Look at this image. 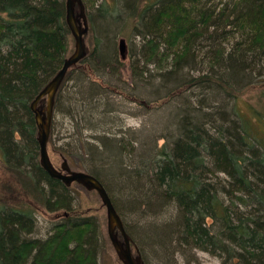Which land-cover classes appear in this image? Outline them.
<instances>
[{
	"label": "trees",
	"instance_id": "1",
	"mask_svg": "<svg viewBox=\"0 0 264 264\" xmlns=\"http://www.w3.org/2000/svg\"><path fill=\"white\" fill-rule=\"evenodd\" d=\"M127 1L117 0L114 10L103 4L102 16L88 14L93 45L57 92L49 143L96 176L118 212L170 215L165 228H151V241L143 229L125 225L140 237L142 246L134 245L145 264H152L153 247L162 263L180 264L171 245L209 252L222 264H264V134L255 127L264 129V117L216 105L220 92L235 98L237 85L264 78V0ZM123 10L134 22L131 34L142 40L128 55L132 83L109 28ZM66 15V0H0V151L47 210L69 212V187L40 163L31 108L70 55ZM119 98L161 110L176 101L179 108L165 111L170 122H160V135L143 140L140 131L118 124ZM46 104L45 97L39 101ZM128 191L131 202L122 206L115 194ZM34 214L30 207H0V264H49L43 241L28 237ZM73 225L89 227L78 250L51 264H99L96 225L87 219Z\"/></svg>",
	"mask_w": 264,
	"mask_h": 264
},
{
	"label": "rangeland",
	"instance_id": "2",
	"mask_svg": "<svg viewBox=\"0 0 264 264\" xmlns=\"http://www.w3.org/2000/svg\"><path fill=\"white\" fill-rule=\"evenodd\" d=\"M126 0H123V2ZM134 1V0H133ZM144 3L147 0H140ZM86 13L93 14L95 17L102 16L100 15L99 8L104 4L110 9L114 10L117 0H83ZM122 5V2H119ZM118 3V4H119ZM130 3V0L127 1V4ZM124 9V8H123ZM76 10L79 11V7H76ZM115 14H119L115 12ZM116 16V15H115ZM128 17V11L123 10L122 16L116 19L114 26L109 27L113 30L115 34V43L120 47V40L124 39L126 42L127 54L124 60L123 75L124 78L132 83L131 76V58L128 56L132 48L139 50L142 46V40L140 36L131 34L133 27V20H126ZM125 18V21H124ZM89 19V18H88ZM113 20V19H112ZM108 21V19H107ZM114 22V21H113ZM107 24V22H105ZM109 23V21H108ZM90 29L88 34H86L85 39L87 47L90 50L93 45V33L91 32L92 23L89 20ZM126 25L125 27H123ZM106 26V25H105ZM107 27V26H106ZM108 28V27H107ZM115 31H114V29ZM68 55L72 54L75 50V39L73 35L70 36V47ZM155 64V63H154ZM154 64L151 67H154ZM153 83V82H152ZM157 84V83H155ZM151 88L149 84L148 90L151 93ZM236 97L233 98L220 92L217 97L216 105L222 106V109L229 113V111L234 107L239 114L246 117H251L253 119L256 114L254 111L260 112L264 117V78L258 77L250 78L247 82H242V84L237 85ZM149 93L144 94L146 98L156 97L154 94L149 95ZM164 94V93H163ZM162 94V95H163ZM217 94V93H215ZM120 99V98H119ZM122 103L121 112L118 113L119 117L122 118V121H118V124L121 126L124 125L125 129L135 130L141 132V138L152 139L151 137H156L161 134V128L164 124H168L169 114L165 111L170 112L174 107L179 108L176 101H170V104L167 105L164 109H151V108H141L137 103L130 102L129 100L120 99ZM168 106H170L168 108ZM167 108V109H166ZM171 109V110H170ZM221 109V108H220ZM170 110V111H169ZM257 131L264 134V129L260 125H255ZM114 131V130H113ZM96 134V131H88V133ZM139 133V132H138ZM63 140L59 137L55 138V146H59ZM158 143H162L163 139L159 137L157 139ZM57 144V145H56ZM136 152L141 153L142 149H138ZM48 150L52 162L57 168L61 167L63 159H66L52 144H48ZM67 160V159H66ZM71 169L76 171H84L79 164L73 163L67 160ZM25 178L21 174L12 171L6 167L2 153L0 151V207L3 206H14L18 208L30 207L35 212L36 226L32 228V234L28 235L29 238L41 239L43 241L44 252L42 257L44 260H50L49 264L56 261L57 257H64L68 254L74 253L75 250H78L77 241H81V237L84 232H86L89 227H75L73 221L78 220L84 221L89 220L96 225L95 236L98 239V263L99 264H124L119 258L109 236L108 230V212L107 207L103 203L102 198L98 192L94 190H89L80 183L74 182L69 186V191L72 196V211H65L64 209H55L53 211L47 210L42 203L41 194L34 190L31 185H27L23 182ZM116 199L122 206L129 205L131 198L129 196V191L115 194ZM129 203V204H128ZM125 208V207H123ZM166 211V210H165ZM121 217L124 220L126 226L134 229H143L145 231L144 237L149 238L148 241L152 240L151 228L161 227L165 228L166 225L171 221L170 215L167 212H162L157 216H140L138 213H133L132 211L121 210ZM169 215V216H168ZM71 219L70 224L65 225V221ZM130 234V233H129ZM131 236V235H130ZM120 239L123 240L121 233H119ZM132 240V249L134 254H137L135 247L141 245L142 241L140 237L131 236ZM151 238V239H150ZM174 243V242H173ZM136 246H135V245ZM176 244V242H175ZM177 245V244H176ZM43 248L36 251V254L41 255ZM156 248H151L150 253L147 254L151 257L150 260L152 264H164L160 261L158 257L155 256ZM174 251V255L177 258L180 264H222L219 257L214 256L206 251L196 250L191 254L189 251L182 253L177 251L175 245H171V252ZM158 252V251H157ZM35 253V251H34ZM26 255V254H25ZM154 256V257H153ZM43 260V261H44ZM164 262V261H163ZM27 264H32L31 261ZM43 264V263H42Z\"/></svg>",
	"mask_w": 264,
	"mask_h": 264
},
{
	"label": "water",
	"instance_id": "3",
	"mask_svg": "<svg viewBox=\"0 0 264 264\" xmlns=\"http://www.w3.org/2000/svg\"><path fill=\"white\" fill-rule=\"evenodd\" d=\"M79 7V11L76 7ZM67 23L75 39L74 52L64 59V63L59 72L52 80L41 90L32 102L31 108L35 115V121L38 128V142L40 146V163L44 170L55 179L64 182L68 187L74 182L80 183L89 190H95L102 198L108 212V230L111 242L124 264H145L138 248L135 247L137 254L132 249V240L128 234L124 221L116 209L106 187L94 175L85 171L72 170L68 161L63 159L60 168H57L51 160L48 144L51 136V129L54 117V104L57 92L65 79L68 71L79 62H81L88 53V47L85 36L88 34L90 25L88 15L83 0H66ZM120 53L124 59L127 54L126 42L120 40ZM46 98L45 107L39 105L42 98ZM121 233L123 240L120 239Z\"/></svg>",
	"mask_w": 264,
	"mask_h": 264
},
{
	"label": "flooded vegetation",
	"instance_id": "4",
	"mask_svg": "<svg viewBox=\"0 0 264 264\" xmlns=\"http://www.w3.org/2000/svg\"><path fill=\"white\" fill-rule=\"evenodd\" d=\"M34 226H36V223L34 224Z\"/></svg>",
	"mask_w": 264,
	"mask_h": 264
}]
</instances>
